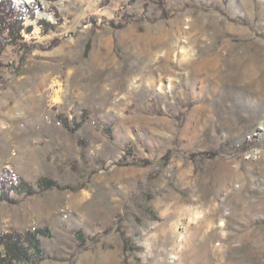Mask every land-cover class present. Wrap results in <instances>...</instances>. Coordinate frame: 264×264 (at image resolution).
Masks as SVG:
<instances>
[{
	"label": "rangeland",
	"instance_id": "374dc122",
	"mask_svg": "<svg viewBox=\"0 0 264 264\" xmlns=\"http://www.w3.org/2000/svg\"><path fill=\"white\" fill-rule=\"evenodd\" d=\"M15 1L37 48L0 51V176L37 192L0 234L48 228L38 264H264V0Z\"/></svg>",
	"mask_w": 264,
	"mask_h": 264
},
{
	"label": "trees",
	"instance_id": "16d2710c",
	"mask_svg": "<svg viewBox=\"0 0 264 264\" xmlns=\"http://www.w3.org/2000/svg\"><path fill=\"white\" fill-rule=\"evenodd\" d=\"M35 8L22 2L18 5L15 0H0V51H4L9 45L17 47L22 52V60L37 48V45L26 41L25 34L32 33L33 26H26L28 18L36 19ZM44 33H49L56 28V25L48 20L39 21ZM7 34V35H6ZM59 121L70 132L76 133L83 126V122L71 124L64 115H58ZM10 170H5L0 176V204L18 203L14 196L33 195L36 189L24 178L12 175ZM59 185L51 180L44 179L39 182L40 190L51 189ZM52 233L48 228L27 230L25 232H4L0 234V264H38L46 259V252L41 243V237H51ZM81 246L87 242L84 236L79 233ZM79 240V241H80Z\"/></svg>",
	"mask_w": 264,
	"mask_h": 264
},
{
	"label": "bare ground",
	"instance_id": "6f19581e",
	"mask_svg": "<svg viewBox=\"0 0 264 264\" xmlns=\"http://www.w3.org/2000/svg\"><path fill=\"white\" fill-rule=\"evenodd\" d=\"M183 49H184V48H183ZM186 51H188V50H186ZM237 58H238V57H237ZM261 154H262V153H261ZM253 156H254L255 159L260 158L258 154H257V155H253ZM261 156H262V155H261Z\"/></svg>",
	"mask_w": 264,
	"mask_h": 264
}]
</instances>
